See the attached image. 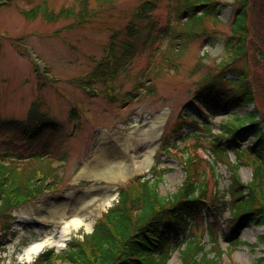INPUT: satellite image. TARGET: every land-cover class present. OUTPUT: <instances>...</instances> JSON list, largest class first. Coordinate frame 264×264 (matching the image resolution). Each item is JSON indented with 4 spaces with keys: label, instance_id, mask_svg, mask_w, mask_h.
I'll use <instances>...</instances> for the list:
<instances>
[{
    "label": "rangeland",
    "instance_id": "374dc122",
    "mask_svg": "<svg viewBox=\"0 0 264 264\" xmlns=\"http://www.w3.org/2000/svg\"><path fill=\"white\" fill-rule=\"evenodd\" d=\"M219 1L222 4L232 2ZM90 2L91 9L95 10L97 3L94 0ZM258 2L263 11L256 4L249 8L248 14V22L253 27L249 36V40L252 37L248 46L250 51L248 55L236 60L233 67L236 71L247 73L262 85L264 0ZM77 3L78 0H15L10 5L0 7V121L16 120L24 123L30 107L38 104L39 112H46L57 122L56 129L47 130L31 140H24L16 133L1 132L0 150L9 149L22 154L46 150L53 165H57L58 171L63 174L56 188L36 201L27 202L13 210L9 223L0 220V264H28L42 251L65 250L66 243L72 237L79 236V233L88 234L93 230L101 215L115 204L118 191L123 185L140 177L151 178L153 171H163V177L157 186L162 196L167 197L176 192L184 180V171L178 157L162 152L166 143L170 146L174 141L180 149L186 147L197 150L199 158H202L199 172L210 180L208 187L210 186V196L214 199L217 184L204 164L202 154L213 141L212 137L201 130L199 138L190 136L191 133L186 134L187 131L177 138L173 129L181 110L201 119L193 108L195 106L189 102L191 92L201 76L214 67V62L226 58L224 40L229 34L230 19L237 5L222 9V21H204L203 27L216 32L213 45L203 39L186 40L178 59L165 61L167 43L164 39L151 47L138 43L125 72L120 73L114 81L120 92L112 100L101 95H91L74 81L89 74L96 66V61L104 57L105 47L115 32L120 39L124 36L128 22L140 23L134 12L142 0H116L111 7L105 5V10L90 18L82 28L67 29L71 20L46 22L41 16L26 19L22 14V11H29L36 6L58 12L64 8H75ZM174 4V0H161L153 13V20L145 19L141 24L154 23L156 27L172 25L175 22ZM33 54L41 63L36 62L37 57ZM204 54H207V67L199 70L196 63ZM34 61L40 67L38 72ZM93 86L103 90L100 84ZM146 87L151 89L150 94L145 93ZM260 87L264 90V86ZM136 91H139L137 96L131 98L129 95ZM261 108L264 110V104H261ZM251 110L250 105L241 109L230 107L227 112L242 117ZM229 119V115L217 112L209 125L212 133H219L217 125ZM153 122L159 124L157 138L150 144L135 139V154L127 150L132 160L126 156L108 160L114 165L122 162L120 177L115 180L78 177L82 163L91 157L97 146L106 148L97 154L98 157L105 158L109 151L119 152V139L138 136ZM192 129L194 127L190 128ZM246 138L250 140L249 143L248 140L244 142L243 149L252 142L249 134ZM145 152L148 157L143 164L141 156ZM229 158L234 160L232 154ZM215 165V174L219 179L216 190L225 192L230 186V175L223 163L217 162ZM238 172L242 183L250 181L251 170L248 166L240 167ZM106 198L110 201L103 204ZM226 200H229L228 196ZM55 207L59 208V213H54L52 209ZM79 215L83 216V220L75 228ZM214 216L205 214L204 217L206 223L214 220L211 227L220 236L219 246L223 249V254L216 264H252L262 255L263 246L257 240L264 234V229L251 226L241 232L239 241L242 244L232 249V254L227 256L224 249L227 240L224 236L229 232V212L220 211L219 215ZM65 229L71 231L68 238L61 241L60 235ZM195 234L199 235L201 232L197 231ZM207 237L208 234H205L204 251L213 246ZM47 238L55 245L46 246L31 259H26L24 249ZM252 245L256 247L253 248ZM210 256L209 254L208 257ZM166 264H180L177 249L171 251Z\"/></svg>",
    "mask_w": 264,
    "mask_h": 264
},
{
    "label": "trees",
    "instance_id": "16d2710c",
    "mask_svg": "<svg viewBox=\"0 0 264 264\" xmlns=\"http://www.w3.org/2000/svg\"><path fill=\"white\" fill-rule=\"evenodd\" d=\"M13 1L0 0V7ZM94 1L97 3L95 10L91 9L90 0H78L75 8L54 12L36 6L29 11H22V14L26 19L41 16L46 22L71 20L67 29L82 28L90 18L104 11L105 5L111 7L116 0ZM160 1L142 0L134 12L140 23L128 22L124 36L120 39L118 33L112 35L105 47L104 57L96 61V66L89 74L74 81L83 91L94 95L93 85L100 84L103 87L100 93L114 100L118 87L114 81L120 73L125 72L138 43L151 47L164 39L167 43L165 61L178 59L186 40L203 39L212 43L216 32L203 27V23L209 19L221 21L220 12L228 5L219 0H174L175 22L172 25L156 27L154 23L141 24L145 19L153 20V13ZM256 4L263 11L258 0H233L230 3L231 6L237 5V9L230 19L229 34L224 40L226 58L214 62V67L201 76L191 92V102L199 110L202 119L182 111L180 121H176L173 129L177 138L191 127H194L189 132L192 136L198 134L199 128H203L212 137L208 148L216 161L223 163L230 173V186L226 191L216 190L219 179L215 174V166L205 160L204 164L217 184L212 199L208 187L210 180L199 172L202 158H199L197 150L186 147L180 149L174 143L170 147L166 143L164 152L178 157L185 174L176 192L167 197L159 193L157 186L163 171H153L149 179L137 178L119 189L117 202L101 216L91 233L81 234L80 238L72 237L61 252L45 250L28 264H165L170 249H177L180 264H216L223 254L219 246L220 236L210 224H204L203 214L214 216L219 215L220 211H229V232L224 237L230 250L242 243L239 234L244 228L252 225L264 228V110L261 108L264 90L260 87L264 84L260 85L247 73L236 71L233 67L236 60L250 51L248 46L252 37L249 40V36L253 27L248 22V14L249 8ZM252 45L257 46L254 43ZM205 59L207 54L199 57L196 63L199 70L207 67ZM145 89L147 94L152 92L148 87ZM138 92L129 96L136 97ZM250 105L253 106L252 110L242 117L227 112L230 107L241 109ZM217 112L229 115L230 119L218 125L220 133L211 134L209 120ZM56 127V122L46 112H39L38 104L30 107L24 123L16 120L0 121V133H16L24 140H31ZM248 134L253 142L242 149ZM173 151L176 153H171ZM230 152L235 161L229 158ZM241 166L251 169V180L247 184L240 181L238 170ZM58 169L46 150L27 154L0 150V220L9 223L13 210L26 202L35 201L50 183L51 186L57 185L62 177ZM226 196L229 197L228 201ZM197 231H201V234L194 233ZM204 231L209 234L213 245L208 251H204ZM259 242L264 246V234L259 237ZM209 254L212 256L208 257ZM262 254L252 264H264V249Z\"/></svg>",
    "mask_w": 264,
    "mask_h": 264
},
{
    "label": "bare ground",
    "instance_id": "6f19581e",
    "mask_svg": "<svg viewBox=\"0 0 264 264\" xmlns=\"http://www.w3.org/2000/svg\"><path fill=\"white\" fill-rule=\"evenodd\" d=\"M158 127L159 124L157 122L150 123L147 130L141 131V133L137 136L134 135V137H125L123 139H119L120 142V150L115 151L112 150L107 152V157L101 158L98 157L97 154L100 152H103L106 148L103 147H96L97 150L93 151L91 154V157L88 160H85L78 172V177H101L106 178L108 180H115L121 175V163L114 165L108 160H112L114 158H122V156H126L132 160V157L128 156L127 150L131 152L132 154H135V145H133V142L135 139H138V141H143L148 144H150L153 139L157 138L158 136ZM100 145V144H98ZM103 149V150H102ZM102 150V151H101ZM141 157H143V164L146 162V158L148 157V153H144ZM109 199L106 198L103 200V204H108ZM55 212L59 213V208L55 207L52 209ZM82 217L81 215L78 216L77 222L74 224V227L76 228L79 224L82 223ZM71 229H65L63 233L60 235V240L64 241L68 238V235L70 233ZM55 245V243L48 238L41 241V242H34L27 246L24 249V255L26 256V259H31L33 256L37 255L44 247Z\"/></svg>",
    "mask_w": 264,
    "mask_h": 264
}]
</instances>
